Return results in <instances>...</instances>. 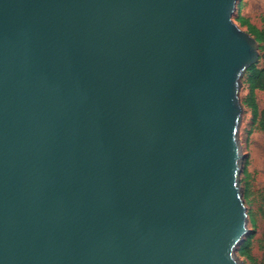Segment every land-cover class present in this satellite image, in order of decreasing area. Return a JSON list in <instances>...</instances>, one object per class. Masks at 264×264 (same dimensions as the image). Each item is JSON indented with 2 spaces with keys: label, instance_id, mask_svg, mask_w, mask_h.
Wrapping results in <instances>:
<instances>
[{
  "label": "water",
  "instance_id": "water-1",
  "mask_svg": "<svg viewBox=\"0 0 264 264\" xmlns=\"http://www.w3.org/2000/svg\"><path fill=\"white\" fill-rule=\"evenodd\" d=\"M236 0H0V264H241Z\"/></svg>",
  "mask_w": 264,
  "mask_h": 264
},
{
  "label": "rangeland",
  "instance_id": "rangeland-1",
  "mask_svg": "<svg viewBox=\"0 0 264 264\" xmlns=\"http://www.w3.org/2000/svg\"><path fill=\"white\" fill-rule=\"evenodd\" d=\"M237 15L245 17L251 24L264 29V0H236L232 18L240 25ZM259 45V44H258ZM264 65V49L258 48L257 66ZM246 73L241 78L238 95L242 106L237 129L240 148V171L238 185L247 213V232L235 248L234 255L241 264H264V132L253 120L250 108L244 103L247 95ZM258 110L264 109V90H255ZM247 242V254H240L238 248Z\"/></svg>",
  "mask_w": 264,
  "mask_h": 264
},
{
  "label": "trees",
  "instance_id": "trees-1",
  "mask_svg": "<svg viewBox=\"0 0 264 264\" xmlns=\"http://www.w3.org/2000/svg\"><path fill=\"white\" fill-rule=\"evenodd\" d=\"M237 21L240 25L246 26V31L250 33L258 42V48L264 49V29H259L251 24L245 17L237 15ZM247 83V95L244 103L250 108L253 120L258 121V128L264 132V109L259 111L255 99V90H264V65L259 67L256 64H251L245 71ZM264 240V230L262 232ZM247 242L245 241L239 246L238 252L240 254H247Z\"/></svg>",
  "mask_w": 264,
  "mask_h": 264
}]
</instances>
